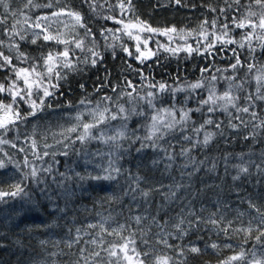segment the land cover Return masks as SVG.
Instances as JSON below:
<instances>
[{
	"label": "trees",
	"instance_id": "16d2710c",
	"mask_svg": "<svg viewBox=\"0 0 264 264\" xmlns=\"http://www.w3.org/2000/svg\"><path fill=\"white\" fill-rule=\"evenodd\" d=\"M5 2L9 5V12L15 11L17 14L12 16L5 13L4 8L0 6V19L7 18V25L0 24V40L5 42L4 46L0 47V51L14 57L13 65L28 67L32 61L21 63L15 59L16 50L8 47V36L4 34L5 30L10 28L16 20L21 21L20 24H17V29L21 27L26 29L27 39L24 41H20L18 37H14V39L20 44V51L27 53L30 57H39L41 53H46L48 50H62L63 45L53 42L46 43L42 39L37 40L36 44H31L33 29L27 28L23 19L24 15L30 16L32 21L40 16H50L52 11L64 4L80 11L88 27L92 29V36L88 37H84V29L77 28L75 30L80 34L78 39L84 38L85 50L75 49L74 55L70 53L73 62L76 63L77 60L82 61L88 57L90 55L87 51L88 47H94L105 57L104 61L97 64L96 67L78 63L77 66L84 69L82 72L62 69L67 74V79L59 82L61 88L57 93V98H49L53 109H46L44 113L38 114V117L30 118L28 122L20 125L19 140L15 139L17 133L9 134L8 138L12 139L17 147L27 148L26 138L31 134L35 125L37 127L36 139L40 144V150L43 151L45 142L53 143L52 132H58L60 125L68 127L74 124L76 122L74 117L78 112L83 111L84 120L91 119L90 116H85L88 113L85 106L79 104L81 99L91 101L88 108L95 107L97 101H100L104 94L115 99L117 93L111 91V86L101 87L100 91H96V88L105 82L106 72L109 74L107 79L110 85H120L117 92L130 90L124 88V76L132 80L137 86V91L141 94L149 90L155 91V89L146 87L150 82H165L172 88L184 87L187 90L177 92L175 101L169 94H163L158 99V106L167 107L176 103L178 107L195 109L199 107L198 101L207 97V88L210 84L215 85L218 93L229 86L230 82L225 77L235 76L236 79L231 81L232 84L248 81L244 83L243 90L234 89L235 94L244 97L249 93H254L255 81L251 79L252 74L248 73L246 65L248 63H254L257 67L264 65V49L259 47L262 41H257L255 37L252 40V45L256 49L255 53H250L247 46L240 49L236 44L225 47L217 43L216 48L212 50L213 54L209 55L205 51L207 42L200 35V26L204 20L209 21V24L204 25L209 32L213 31L211 21L216 20L215 31L217 33L223 30L224 24H228L229 36L240 41L250 29L236 28L233 17L237 20L241 19L246 14V6L251 3V0H240V5L233 3V0H228V3H225V0H182L180 5H177L175 0H132L133 10L126 12L123 16L121 10L115 7L118 0H107L106 3L105 0H99V4L103 7L98 6L96 12H92L88 4H82L81 0H59V3H56V0H34L36 4L41 5L39 8H26L24 6L26 0H5ZM48 3H52L53 7H43ZM228 4H231L230 8ZM209 8H215L216 11H210ZM221 8L226 11L222 13ZM252 10L258 14L260 12V9L254 4ZM106 15L126 22L134 21L139 17L140 20L146 21L154 28L164 29L175 26L178 30L182 29L183 32L178 31L171 44H169V39L173 34L166 37L147 32L142 33L143 37H151L148 47L157 54L152 63L147 64L144 61L141 64L135 59L137 55L135 52L136 42L129 39L122 31L101 34L107 28L113 30L122 28V25L114 23L113 20H105L103 17ZM63 18L68 20L67 17ZM252 19L258 22V17H252ZM41 23L48 22L41 21ZM51 30L55 32L57 28L51 25ZM59 30L69 39L74 35L72 29L60 27ZM256 31L259 33L260 29ZM114 35L119 39L114 40ZM208 39L212 40L213 37L209 36ZM113 44L116 45L115 48L106 47ZM121 44L130 49L133 53L131 57L121 50ZM160 45L181 50L175 53L164 51ZM188 45L194 49L198 48L199 52L194 51L189 54L182 50ZM233 48L239 53L240 59L245 65L235 70L230 67L234 63V54L231 51ZM113 51L116 53L115 59L112 56ZM127 64L141 69L147 80L142 79L135 71H123L127 68ZM205 68L208 71L202 72V69ZM213 75L218 78L214 82L210 81V77ZM5 77L15 78L10 68L0 70V82L7 83ZM198 80H203L204 88L195 91L188 89L189 84L186 81L196 83ZM80 84L84 85L83 89L80 88ZM186 97L190 98L185 100ZM0 98L10 99L6 95H0ZM126 100L127 97L120 100L119 103L131 107L126 103ZM69 103L73 107H67L66 105ZM101 103L103 104V102ZM139 103L147 110V106L143 102ZM240 103L244 104L245 101L241 99ZM58 105L63 106L58 107ZM256 105L254 110L257 111L260 118H264V102L256 101ZM20 110L25 112L28 110V106L21 102ZM113 110L115 111L114 107ZM229 111L233 116L237 115L234 109L229 108ZM239 115L246 121L251 119L246 113ZM191 117L183 131H181V126H178L173 133L159 142L174 156V160L170 161L164 152L153 151L150 148L136 153L134 151L136 146H133L129 153L122 154L123 159H121L120 165L128 171L119 176L117 181L99 183L89 181L84 183L83 187H77L75 178L72 181H65L64 189L74 193L71 197L64 194V189L57 187V183L62 180L59 173L65 172L74 176V172H69V167H72L75 171L84 174L86 169L94 171L93 165H85L83 154L77 156L73 149H69L68 157L57 156L55 158L57 162H52L51 156L46 157L45 159L52 163L53 172L51 175L45 173L41 175L46 178V192L53 199L48 200L40 195L38 191H35L36 186L33 182L28 180L26 181V191L30 193V196L14 199L9 197L7 203H0V264H72L78 258L81 248H86L89 251L100 250L97 245L86 243L87 241L93 239L99 241L102 238L103 247L108 248L113 243H121V236L127 237L132 233H135L137 250L141 253L149 252L148 256L140 257L145 261V264H154L156 256L165 254L173 257V264H179L184 259L177 255L180 248L185 249L186 264H222L228 257L238 254L241 249L245 251V257L242 260L233 261L232 264H248L250 260L254 259L252 253H255V258H264V243L256 244L255 241V236L258 235L257 229L264 228V225L259 224L260 217L256 211L248 207V202L252 201L264 211V172L258 171L256 168L257 164L264 168V130L253 129L252 124L245 127L240 124L239 120L231 119L220 110L208 113L207 106L204 107L203 112L193 111ZM208 118L213 120L212 125H205L199 133L194 131ZM230 119L231 123L239 125L238 130L229 127ZM145 121L146 117H133L129 127H138ZM121 123L120 120L112 121L110 127H118ZM217 123L221 125L219 129L215 127ZM221 130L223 135L220 134ZM253 131L258 133L255 138L250 136L249 139H244L245 135H249ZM207 132L215 133L211 142L206 147L202 144H196L193 147L194 143L203 140ZM44 134H47V141L42 138ZM138 134H143V129H140ZM185 136L191 139L185 140ZM121 143L127 146L129 142L121 141ZM0 147H3L4 152H7L14 160H22L24 153L18 152L17 149L9 145ZM80 147L79 142L74 146V148ZM86 147L89 153H93L97 149L108 150L105 145L97 142H91ZM57 148L62 149L63 145H56V148L47 150L52 152ZM183 148L191 149L187 156L181 155ZM4 152H0V159H7ZM29 158L31 159V157ZM153 160H158L159 163L153 166ZM193 160L195 163H191ZM185 164L190 166L184 167ZM167 165H171V167H166ZM235 165H247L249 174L242 175L239 180H234L233 176L237 174ZM197 168L198 171L195 170ZM190 173L191 175H189ZM137 174L144 178L140 182V188L145 190L159 188V191H152L147 199L139 195V190L136 193H131L129 186H134L133 179ZM18 177L19 173L9 165L8 168L0 170V186L8 190V183L14 182ZM170 185L173 190L176 185H181V187L176 191L174 198L169 195L166 199L164 194L170 192ZM40 187H45V185H40ZM93 188L96 190L93 191ZM126 189L130 194L124 196L123 193ZM110 195L122 198L110 200L108 198ZM133 195L136 197L135 199H133ZM37 201L39 203H36ZM61 208L64 209L63 212L59 210ZM136 216L146 217V219H142L141 223L137 225L134 219ZM153 218H155V222ZM197 218H199L198 223ZM210 218L219 221V226L207 223L206 221ZM181 219L184 220L181 227L186 230V235H181L174 227ZM189 222L195 226H191ZM229 222H231L230 225ZM101 223L109 230L118 229L120 225L125 227L120 235H109L108 232L101 231L99 227ZM249 223L254 231L250 237H247V243H244L245 233L236 231V229L246 228ZM88 224H96L97 227L88 228ZM49 225L51 226L49 227ZM225 227L228 228L227 234L220 230ZM77 228L81 229L82 238L69 248L67 242L75 239ZM142 233H147V235H142ZM157 233L167 234L168 243L173 247L169 248L162 243H157L159 239ZM143 240H148V244H144ZM261 240L264 242V237ZM41 241L46 243L41 244ZM212 243H216L218 247L211 248L209 245ZM193 245L201 249L199 255L193 256L187 253V248ZM227 245H231V247H227ZM101 257H104L105 260L110 259L103 251H101ZM121 264L124 262L122 261Z\"/></svg>",
	"mask_w": 264,
	"mask_h": 264
},
{
	"label": "snow or ice",
	"instance_id": "6c2138e0",
	"mask_svg": "<svg viewBox=\"0 0 264 264\" xmlns=\"http://www.w3.org/2000/svg\"><path fill=\"white\" fill-rule=\"evenodd\" d=\"M82 4H88L90 10L92 12H96L97 7H103V5L99 4V0H81ZM107 0H105V3ZM182 0H175L177 5H180ZM56 3H59V0H56ZM225 3H228V0H225ZM233 3L236 5H240V0H233ZM257 6L260 9L259 14L256 11L252 10V5ZM0 6H2L5 10V13H8L12 16H16L15 11L9 12V5L5 2V0H0ZM27 7H36L39 8L41 5L36 4L34 0H26L24 5ZM43 7L52 8L53 4L48 3L43 5ZM115 7H118L121 10V15L123 16L126 12L133 10L132 0H118ZM228 7H231V4H228ZM246 14L239 20L233 17V21L235 22V27L239 29L249 28L250 31L246 32L240 41H236L235 39L229 36V25L224 24L223 30L219 33L215 31L216 29V20L211 21V28L213 31L209 32L204 25L209 24L208 20H204L201 23V32L200 35L207 42L205 46V51L208 52L209 55H212V50L216 48L217 43L227 46L231 44H236L240 49H244L246 46L250 53H255L256 49L252 45L253 37L257 41H262L259 44L261 49H264V0H251L247 6ZM210 11H216L215 8H209ZM220 11L223 13L226 9L221 8ZM23 15V13H21ZM63 17H67L68 20L62 19ZM252 17H258V22L254 21ZM55 18V19H53ZM105 20H113L114 23L118 25H122L121 29L113 30L110 28L104 29L102 31V35L104 32L114 33V31H122L124 35H126L129 39L136 42L135 52L137 55L135 56L136 61L143 64L144 61L151 59L157 53L154 52L151 48L148 47L149 39L151 37H143L142 33L147 32L153 35H163L170 36L169 44H171L172 39H175V34L179 32H183V30H178L175 26L158 29L152 27L146 21H142L137 17L134 21H124L121 19H116L113 16H104ZM41 21H46L48 23L42 24ZM68 21H71L69 24ZM21 21L16 20L10 28H7L4 32L5 35L8 36V47L10 49L16 50L15 59L19 60L21 63H29L28 67H17L13 65L12 60L14 57L5 55L3 51H0V70L10 68L12 73L14 74V79H9V77H5L7 83L0 82V95H6L8 100L0 98V146L9 145L10 147L17 149L18 152L24 153L22 160L17 161L9 156L7 152H4L3 147H0V152H4V156L7 159H0V170L8 168L11 165L12 168L19 173V177L14 180V182L8 183V190H5L3 186H0V203H7V198H17V197H28L30 193L26 191L27 184L26 181L31 180L33 184L36 186L35 191H38L40 195L44 196L48 200H52L53 197L46 192V178L42 176V173L51 175L53 172L52 163L48 162L45 158L51 156L52 162H57L55 158L57 156L68 157L70 155L69 149H73L77 156L83 154L85 157L84 164L85 165H93L94 171H87L82 174L79 171H75L74 168L69 167V172H74L73 175H68L65 172H60L59 175L62 177V180L57 183V187L64 189L65 181H72L74 178L77 181V187H83V184L89 181L94 182H112L117 181L119 176L123 175L127 172V169H123L120 165L121 159H123L124 153H129L130 149L133 146L134 151L136 153H141L146 149H152L153 151L159 150L164 152L166 158L168 160H174V156L171 155L168 150L161 145L159 142L164 140L167 136L173 133L178 126H181V131L184 130V126L187 125L188 121L191 120V113L195 112H203L204 107L207 106L208 113H214L217 110L225 112L231 119L239 120L240 124L247 127L249 124H252L253 129H261L264 130V118H260L257 111L254 109L257 107L256 101L264 102V65L257 67L254 63H248L246 65L248 73L252 74L251 79L255 81V90L254 93H249L244 97L239 96L234 93V89L243 90L244 83L248 81L238 82L236 84H232L231 81L235 80V76L225 77L230 83L229 86L222 92H217V89L214 84H210L207 88V97L198 101L199 107L195 109H185L183 106L178 107L176 103H172L170 106H158V99L163 96V94L167 93L171 96L172 100L175 101V94L177 92L186 91L187 89L184 87H176L172 88L165 82H150L146 85L149 89H155V91L149 90L143 94L137 91V86L130 80L127 76L123 77V84L125 89L130 90H122L117 92V89L120 87L119 84L110 85L107 77L109 74L106 72L105 82L101 83L96 88V91H100L101 87H109L111 86V91L117 93L116 98L114 99L112 96L104 94L101 96L100 101H97L95 107L88 108V104H91V101H87L86 99H81L79 101L80 105L85 106V110L88 115L91 117L89 120L83 119V111H80L74 117L76 121L74 124H71L68 127H64L60 125V130L58 132H52L53 143H44L43 151L40 150V144L36 139L37 127L34 125L31 134H29L26 138L27 148L25 147H17V144L9 139L10 133H17L15 136L16 140L20 139L18 134L20 125L28 122L30 118L38 117V114L44 113L46 109L52 110L53 104L49 100V98L56 99L57 93L60 92L61 84L59 83L61 80L67 79V74L62 71V69H67L71 72H82L84 69L79 68L77 66L78 63H83L84 65H91L92 67H96L97 64H100L104 61V55L96 51L94 47H88L87 51L90 53L88 57L84 60H77L76 63L73 62L72 55H74L75 49H80L81 51L85 50V40L84 38H77L80 36L79 32L75 30L77 28L84 29V37L92 36V29L88 27L85 22L84 16L80 11L75 10L70 7L68 4H64V6L54 10L49 15H44L37 17L35 21H32L30 16L24 15L23 23L27 25V28L33 29L32 39L30 40L31 44H36L37 40L42 39L44 42H53L57 45H63L62 50H48L46 53H41L39 57H30L27 53L20 51V44L14 39V37H18L20 41H24L27 39L26 29L23 27L17 29V24H20ZM53 23L62 24L64 28L71 27L74 35L71 39L64 35L59 29L55 32L51 30V25ZM0 24L7 25V18L0 19ZM257 29H260V32L257 33ZM39 30V31H35ZM191 35V33H188ZM212 36L213 39L209 40L208 37ZM107 39V37H105ZM113 39H119L118 36H113ZM95 40L93 38V44ZM5 42L0 40V47H3ZM157 44L159 42L157 41ZM143 45V47H141ZM115 44L108 45L106 47L115 48ZM163 47L164 51H171L173 53L181 50L179 48L172 49L164 45H160ZM121 50L126 53L129 57L133 55L130 49L124 45H120ZM182 50L191 54L196 51L199 52V49L192 48L191 45L184 47ZM231 51L234 54V63L230 65V67L235 70L238 67H244V63L240 59L239 53L236 52V49L233 48ZM70 53L72 55H70ZM203 54V53H201ZM112 56L115 59L116 53L112 52ZM127 63V62H125ZM132 70L137 72L140 77L144 80H147V77L143 75V72L139 68H134L132 64H127V68L123 69V71ZM208 71L207 68L202 69V72ZM218 78L213 75L210 77V81L214 82ZM55 81V82H54ZM81 89L84 88L83 84L79 85ZM188 89L196 90L200 88H204L205 84L203 80H198L196 83H192L187 86ZM62 95V93H61ZM127 97L126 103L131 105V107H126L125 104L119 103L120 100H123ZM190 97H186L185 100ZM243 99L245 101L244 104H241L240 101ZM23 102L28 106V110L22 112L20 110V104ZM103 102V104L101 103ZM139 102H143L147 106V110L140 106ZM63 105H58V107ZM67 107H73L71 103L66 105ZM115 108V111L113 110ZM229 108L234 109L237 115L233 116L232 112L229 111ZM246 113L251 119L244 120L239 114ZM133 117H146V121L143 124H140L138 127L130 128L129 123L131 122ZM231 119L229 122V127L233 130H238L239 125L231 123ZM120 120L122 123L115 128L110 127L112 121ZM214 122L211 118H208L204 121L199 128L194 129L197 133H199L205 125H212ZM104 127H101V126ZM216 128H220V123L215 125ZM140 129H143V134H138ZM223 135V131L220 132ZM215 133L207 132L205 133L202 141H197L193 144V147L196 144H202L203 146H207L211 140L213 139ZM258 135L255 131L250 133L249 135H245L244 139H249L250 136L255 138ZM59 137V138H57ZM43 140L47 141V134L43 135ZM185 140L191 139L188 136L184 137ZM67 141V143H66ZM121 141H128V145L121 143ZM79 142L81 145L80 148H74V146ZM91 142H97L103 144L107 147V151L104 149H97L93 153H89L86 147L87 144ZM56 145H63L62 149H56L52 152H49L47 149L56 148ZM30 149V151H29ZM191 149L183 148L181 150L182 156H187ZM92 158L89 159L88 157ZM31 157V159L29 158ZM39 162V163H38ZM158 160H153L152 165L155 166L158 164ZM191 163H195V161H191ZM203 162L201 161V164ZM189 164H185L184 167H189ZM166 167H171V165H167ZM237 168V174L233 176L234 180H239L242 175L249 174V167L247 165H235ZM215 168V165H213ZM258 171L264 172V168H261L259 164L256 165ZM26 169V170H25ZM198 171L199 169H195ZM191 175V173L189 174ZM144 178L137 174L133 179V185H130L131 193H136L139 190V195L145 199H147L152 191H159V188L154 189H142L140 188V182ZM53 181L55 182V177L53 176ZM40 185H45V187H40ZM181 185H176L175 190L172 189V186H169L170 192L165 193V198L169 195L171 197L176 196V191L179 190ZM96 189L93 188V191ZM64 194L71 197L74 195L68 189H64ZM129 190H125L123 195H129ZM110 200L119 199L122 197L109 196ZM136 197L133 195V199ZM36 203H39L37 201ZM248 207L250 209H254L256 213L259 215L260 220L259 224L264 225V211H262L255 203L252 201L248 202ZM61 212L64 211L63 208L59 209ZM215 215V214H213ZM243 215V213H240ZM135 222L139 225L142 219H146V217L136 216ZM155 222V218H153ZM199 222V218H197V223ZM214 226H219V221L215 219H209L206 221ZM191 226L192 222H189ZM184 224V220L181 219L179 223H177L174 227L177 232H180L181 235H186V230L181 227ZM231 222H229V225ZM51 225H49L50 227ZM88 228H96V224H88ZM102 232H108L109 235L117 234L120 235L124 230V225H120L118 229H107L104 224L101 223L99 225ZM225 234L228 233V228H221ZM236 231L244 232L246 239L244 243H247V237H250L252 232L254 231L251 223H249L248 227L236 229ZM258 235L255 236L256 244H262L261 238L264 237V228L257 229ZM85 235L87 233H84ZM142 235H147V233H142ZM159 239L157 243H162L166 247H173L168 243L167 234L161 235V233H157ZM81 236V229H76V237L74 240L68 241L67 246L71 248L74 243H78ZM121 243L116 244L113 243L108 248L103 247V239L101 238L99 241L93 239L91 241H87L86 243H91L93 245H97L99 247V251L93 250L89 251L86 248H81L79 250V256L75 259L72 264H121L123 261L124 264H145L143 259L140 257L148 256L149 252L145 251L141 253L136 248V239L135 233L130 234L127 237L121 236ZM144 244H148V240L142 241ZM45 241H41V244H45ZM211 248L216 249L218 245L216 243H212L209 245ZM227 247H231V245H227ZM101 251L107 253V257L110 259L105 260L104 257H101ZM87 253V254H86ZM187 253L193 256L199 255L201 253V249L195 245L187 248ZM55 255V254H53ZM177 255L183 257L184 259L179 262V264H186L187 255L184 248H180ZM246 253L243 249L236 254L228 257L222 264H232L233 261L242 260L245 257ZM254 259L250 260L248 264H264V258H255V253H252ZM99 258V259H97ZM154 264H173V257L168 255H158L155 257Z\"/></svg>",
	"mask_w": 264,
	"mask_h": 264
},
{
	"label": "rangeland",
	"instance_id": "374dc122",
	"mask_svg": "<svg viewBox=\"0 0 264 264\" xmlns=\"http://www.w3.org/2000/svg\"><path fill=\"white\" fill-rule=\"evenodd\" d=\"M55 19V18H54ZM64 19V18H62ZM67 21V20H66ZM69 24H71V21H68ZM52 25H54L55 28L59 29L60 27H62L64 29V26L62 24H58V23H53ZM71 29V27H69V30ZM68 31V30H67ZM155 56V55H154ZM186 81L187 84H192V82ZM195 83V82H194ZM195 91V90H194ZM88 114H86L85 116H87ZM89 116V115H88Z\"/></svg>",
	"mask_w": 264,
	"mask_h": 264
},
{
	"label": "water",
	"instance_id": "95a60500",
	"mask_svg": "<svg viewBox=\"0 0 264 264\" xmlns=\"http://www.w3.org/2000/svg\"><path fill=\"white\" fill-rule=\"evenodd\" d=\"M155 60V56H153L151 59H148L145 61V63L149 64L152 63Z\"/></svg>",
	"mask_w": 264,
	"mask_h": 264
}]
</instances>
